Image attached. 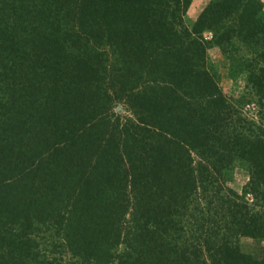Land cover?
<instances>
[{"label": "trees", "instance_id": "16d2710c", "mask_svg": "<svg viewBox=\"0 0 264 264\" xmlns=\"http://www.w3.org/2000/svg\"><path fill=\"white\" fill-rule=\"evenodd\" d=\"M190 5L0 0V264H264L239 245L264 238V126L207 66L236 41L264 59L263 2L211 1L189 27ZM235 161L251 203L222 192Z\"/></svg>", "mask_w": 264, "mask_h": 264}, {"label": "rangeland", "instance_id": "374dc122", "mask_svg": "<svg viewBox=\"0 0 264 264\" xmlns=\"http://www.w3.org/2000/svg\"><path fill=\"white\" fill-rule=\"evenodd\" d=\"M214 0H191L188 13L185 16V22L190 27L198 18L203 9ZM263 2V19H264V0ZM262 12V11H261ZM74 20H70L73 25ZM206 38H211V33L205 32ZM236 50L225 51L223 48L216 46L211 47L207 52V66L216 76L218 84L227 101L242 114L247 121H252L257 125L264 126V82L259 86H255L249 82V69L251 67L261 68L264 70V59L259 53L250 52L248 47L240 41H236ZM262 85V87L260 86ZM117 113L122 116L128 115L125 107L119 104L116 107ZM199 157L195 155L198 162ZM250 173L245 163L235 161L231 166L223 170L221 174V182L223 193L230 191L242 195L249 203L252 202V195L246 192L245 188L249 181ZM39 245L43 251H49V255H57L63 251L62 241L55 237L50 231H46L39 240ZM56 241V242H55ZM54 242V243H52ZM241 250L246 254L264 255V238H251L242 236L239 238ZM122 251L123 246L119 247ZM67 261H73L68 254L65 255ZM63 264H67L62 261ZM111 264H117V261Z\"/></svg>", "mask_w": 264, "mask_h": 264}]
</instances>
